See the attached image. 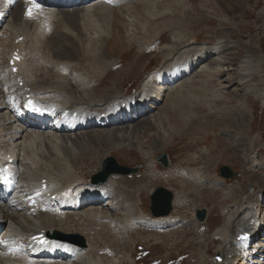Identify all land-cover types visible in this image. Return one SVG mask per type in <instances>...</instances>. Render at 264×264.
Segmentation results:
<instances>
[{
    "label": "bare ground",
    "instance_id": "bare-ground-1",
    "mask_svg": "<svg viewBox=\"0 0 264 264\" xmlns=\"http://www.w3.org/2000/svg\"><path fill=\"white\" fill-rule=\"evenodd\" d=\"M113 2L116 3L115 8L102 6L98 3H82L79 7H73L71 10L57 8L56 11H52L50 14L51 30L48 32L49 34L38 31L32 27L31 23L23 21L21 19V12L16 7L9 14L4 26V37L0 39V55L2 58L6 54V51L11 49L13 45L14 47H21L22 61L19 64L16 75L20 76L22 80L27 83L28 87H31L30 93H33L34 97L37 98L39 102H54L60 114L65 110L69 113L66 116L58 117V121L61 123L60 126L65 128V130L59 134H39L28 132L23 128H21L20 132L17 131L16 128L11 125V119L13 118L11 104H13L15 100L10 102V98L14 99L16 91L13 83L9 81V78L12 80L13 75L6 70V59L5 61L0 59V171L1 164H3L4 161V155H11L15 160L11 165V173L19 183V194L17 197L15 199L9 197L8 199L9 202L15 204L16 207L13 209L16 211H12L11 209L6 211L5 209L7 207H0V217L3 222L6 223L5 233L13 235L11 236L13 238L16 237L14 241L17 242L21 237L29 238L41 233H43L45 240H50L51 242L53 240H65L68 242V239H66L67 237H62V235L72 233L82 234L86 242L84 247H77L80 249V255L77 258V262L75 261L73 264H114L117 259L127 261L132 257L131 254L133 251L131 247L137 244L133 241L134 235H136L134 233H138V231L144 229L147 231L160 232L163 231L162 229L174 227L176 225L181 227L187 226L184 222L186 219L183 220L177 216L169 215L168 217L156 220L144 218L143 213L140 211L141 209L137 208L138 198H135L139 191H133L134 193L132 194L130 192L129 194L131 195L124 193L123 190L118 192V190L121 189L119 182H113L111 185L114 186H111L113 187L111 189L105 187L108 184L98 186L92 185L90 179L88 180L86 177L77 175L75 168L86 166L87 163H83V161L87 159L91 162L95 155L93 154L94 151H101L107 148V150H122V152H128L127 148L130 149L132 146L139 148V152L142 153L145 161H147V166H150V164H152L151 159H153V152L159 151L171 143L170 138L173 132L168 128L175 114H170L175 112L176 109H173V112L168 111V109L169 107L174 108L175 104H173V102L179 99V96L176 95L177 89L182 87V85L190 87L192 83L196 81V77L203 76L204 78L201 79L203 80L201 82L205 86L208 82L207 80L212 81L210 78L214 79L223 72L226 76L228 74V72L224 71L226 55L230 52L229 50H232V47L235 46L233 44H228L229 42L223 46L197 45L195 37H190L186 40H178L177 38V40H173L171 44H168V48L177 45L178 51L164 57L162 70L166 69V73L162 79L157 78L153 81L154 77L149 76V74L142 79L139 83L137 92L131 95L130 99L127 97L124 98L123 94H121V90L119 89L122 86L120 88L114 87L119 82L112 83V87L109 89L101 90L102 77L105 74H110L111 71L114 70L112 67L118 63V58H113L117 50L114 49L112 53H109L107 50V48L111 46L108 40L112 39V46H116L117 43L120 44L121 41L127 38L128 45H131V41L137 39L135 37L137 34L135 32L130 33L129 29L136 28V26L140 25L143 29L142 32H145L147 31V26H150L154 21V14L152 12V8H154L153 0H148L149 5L145 7L146 12L140 14L145 18L144 23L141 22V16L139 15L142 0H114ZM73 11L75 12L72 13ZM99 17L105 19V22L99 20V22L103 23L101 26L104 25L99 35L96 34L91 36L89 33L82 30V28L87 25L83 24L85 21L90 22L88 25H92ZM115 23L127 28L126 35L114 29ZM158 33L157 31L154 35L158 36ZM54 37H58L57 39L60 38L62 40L61 44L63 45L68 44L71 50L69 55L60 57L54 52ZM19 38H22L21 43L14 44ZM77 42L83 45V51L78 50V44L76 45ZM180 47H182V49H180ZM120 48L121 46L119 49ZM168 48L167 50L169 51ZM84 53H86V55H84ZM41 54H47L48 58L53 56L56 60L54 59L53 61V58H50L49 60L52 62L46 69H41L40 72V69H37L39 65L33 61L35 59H40ZM243 56L239 66L245 72L240 73L238 70V76L244 79L242 84L247 85L245 83H248L251 78L250 72L253 69L252 67H259L257 64H260L261 57L257 56L254 51L249 48L244 50ZM80 57L85 59L84 65H82L83 62L81 65L78 63ZM205 60L206 62H204ZM92 62L98 63V66L102 68V70H93L94 64ZM193 67H197V70L192 71ZM83 69L85 71H83ZM114 72L125 75L126 69H118ZM221 76H219V80L217 81L219 86H222L224 83V81L220 80ZM93 77H96V79ZM158 81L161 83H158ZM176 82H178L177 85ZM173 87L177 88L173 90ZM190 95L188 97H194ZM204 96L205 95H203V97ZM208 96L209 99L205 97L206 99L201 100L202 104H205V108H209V112H205V114H207L204 115L205 120H202L201 123L206 132L210 134L212 132L214 133V131L211 130V132H208L209 123L206 121V117L209 116V113H217V111L221 109L216 103L217 96L214 94H209ZM241 101V105L239 106L241 111L239 114V121L242 123L244 129L239 134L228 131L227 128H224L222 130L223 132H221L222 135L226 136L225 141L228 143L237 160L241 162L245 168H249L252 163L250 160L253 158V155L255 152L260 151L264 145L262 144L260 135H255L252 138L244 140L245 138L243 136L247 133V127H249L250 122L248 123L246 119V115H249L248 107ZM122 105H124V107H122ZM72 113H76V117L72 118ZM176 114L178 115V113ZM184 116L185 122H182V120L180 126L177 125L179 127H177L178 132L174 131L176 135L184 132L186 126L193 121L191 117H196L194 112L192 111V114H190L189 110ZM221 117L222 116L218 117V119L221 120ZM230 118L233 117L230 116ZM179 119L180 116L176 117V123ZM246 124L248 125L246 126ZM151 128H157V133L153 139L149 140L144 149H141L143 147L142 134ZM198 139L203 140L202 136ZM206 151V147H201V154L206 156L208 153ZM105 152H102L104 157H106ZM1 153H4V155H1ZM96 156L98 159V155ZM209 156L207 155L206 157V167L213 163L214 157L212 159V156ZM107 158L108 157L103 159L101 165H103ZM200 163L202 164L201 160ZM260 163V161H257L256 165ZM146 170L145 174L148 177L147 179L151 181L155 178V176L150 175L153 171L150 167ZM196 170L191 169L192 172H196ZM184 172L185 171L181 172V177H183ZM202 172H204V170ZM32 173V177L36 175V173L41 176L39 179L35 176L34 181L31 182L33 178L30 175ZM160 174L161 173H159V175L157 174V177L168 175L167 172L165 174ZM112 175L113 174L110 176L113 177ZM170 175L173 174H169L168 176L170 177ZM249 176L255 177L256 179L249 180ZM249 176L243 178L245 183L241 185L240 198L234 200V203L231 204L232 206L230 205L232 213L227 214L226 227L224 229L217 228L214 233L220 236V239L229 250L228 254L222 259V263L214 264H235L239 260L241 264H264V210L261 204V199L264 197V175ZM111 177H109V181H111ZM197 177L202 181L199 183L200 190H205L207 188L215 189L225 185V183L218 181L219 178L215 172L212 175L199 173L194 177V180ZM43 180L45 185H48V187L52 189L50 195L56 192L58 193L59 197L55 200L58 210L45 212L43 214H35L33 216L28 213V207L25 206V197L28 194L34 195L37 193V189ZM108 180L107 182H109ZM140 187L138 186L136 189L139 190ZM225 187H227V185H225ZM153 188L154 187L151 186L148 190V194L156 189ZM244 188H255V190L252 193H247L243 192ZM144 189L145 187H141L140 191ZM191 189L192 188H190V191ZM196 189L197 188H195V190ZM232 189L233 187L230 191H232ZM239 189L240 186H237V189L234 190L238 191ZM195 190L194 192H196ZM183 193L185 192L181 190L179 193L176 191L175 194H173L172 208L173 206L177 207L181 204L184 196ZM192 195L195 196V194ZM192 195L190 194V196ZM99 199L102 201V206H100V208L92 207L93 204H99ZM185 203V201L182 202L183 206ZM61 204L67 206L61 209ZM103 206L106 208L103 209ZM67 210L71 211V213L64 212ZM111 210H114V212ZM119 211L122 213V215H119L120 218L117 217ZM192 220L190 230L195 234L197 231L195 229L197 223L195 219ZM227 229L231 233L235 232V234L232 236L228 235ZM244 232L251 233L252 238L246 242L236 243V237ZM59 233H62V235H59ZM105 233L108 234L110 242L115 241V243L118 244V246H116L117 249H122L125 252L123 257H119V254L114 255L113 253H108L107 247L110 245L109 243L105 244L103 241ZM5 237L6 236L2 238ZM211 240H213V243L219 241L215 236L212 237ZM32 243L37 244L35 240H32ZM32 243H28V248L24 245L25 249L37 255L38 259L29 264H42V262L47 261V257L41 256V254H43L40 253L41 249L35 247ZM251 244L252 246H250ZM174 245L175 243L171 246ZM236 246H240V249H236ZM43 248H46L45 251L50 250V247H47V245H44ZM57 251H60V247H58ZM89 251L91 252L90 255ZM236 251H242L243 256L237 255ZM100 252L107 253L99 255ZM214 253L216 256L218 254L222 257V254H219L217 251H214ZM66 254H68L69 257H74L76 255L73 250H68ZM108 254L110 256H108ZM15 259L17 263H26L28 261V257L25 256L16 257ZM9 262H13V260L9 258ZM0 264H6V261L3 260L1 256Z\"/></svg>",
    "mask_w": 264,
    "mask_h": 264
},
{
    "label": "rangeland",
    "instance_id": "rangeland-1",
    "mask_svg": "<svg viewBox=\"0 0 264 264\" xmlns=\"http://www.w3.org/2000/svg\"><path fill=\"white\" fill-rule=\"evenodd\" d=\"M153 3H154L153 4L154 8H152V12L154 14L155 22L153 21L152 23H154L155 25L158 24L160 28L158 27V25L155 26L152 23L150 25L151 27L147 26L146 28L147 31L144 30L145 32H142L143 29L142 26L140 25H138L139 27L136 26V28H130L129 29L130 33L135 32L138 35L135 36L137 39L131 41V45H128L127 38L121 41L120 44L117 43L116 46L115 45L112 46L111 43L112 39L108 40L112 48L111 46H109L107 50L109 53H112L114 49L117 50V53L114 54L113 58L114 59L118 58V63L115 64L114 67H112L114 70L111 71L110 74H105L102 77L103 81L101 82L102 85L101 90L111 88L112 83L115 82H119L118 83L119 85L117 84L114 86L115 88H120L122 86L119 89L121 90V94L128 93V91L130 92L131 88H134L135 85H137V83L139 86V83L142 81V79H144L147 75H149V73L156 70L157 68L158 71L162 69L164 57H166L168 54H174L176 51H178L177 45H174V47L172 48H168V44H171L173 40H177V38L178 40H186L190 37H195V41L197 45L205 44L209 46H215V45L223 46L227 44V42H229L228 44L235 45L232 47L233 51L229 50L230 52L226 55L224 71L228 72V74L225 76L223 72L214 79L210 78L212 79V81L207 80L208 81L206 83L207 86L206 85L204 86L201 82L203 81L201 80L204 78L203 76L198 78L196 77V81L192 83L193 86L191 85L190 87H188L186 85L184 86L182 85V87L177 89L176 95L179 96V99L176 102H173V104H175L174 108L169 107V109L171 110L168 109V111H172V112L174 111L173 109H176L175 112L173 113L169 112L172 113L170 115L175 114L174 115L175 119L173 118L172 122H170L171 125L168 128L171 132H173L170 138L171 143L165 148L153 152L152 155L153 159H151L152 164H150V166H147L146 163L147 161H145L142 153L139 152V148L137 147L132 146L130 149L127 148L128 152H122V150L114 151L111 149H109L110 150L109 151L107 150V148H105L101 151H94L93 154L95 155L94 156L92 155L93 158L91 156L93 160H91V162L88 159L86 161H83V163H87V165L86 166L84 165V167L79 166L78 168H75L76 170L75 172L77 175L79 176L81 175V177H86L89 180L91 176H95L97 173L101 172L100 165L103 159L109 156L115 158V160L120 165L135 169L138 173L130 174L128 176H122V177H118V176L111 177L112 178L111 181L107 182L106 184L108 185H106L105 187L107 189H111L113 188L111 186H114L111 185L113 182H119L121 189H119L118 192L120 190H123L124 193L131 195L135 191L137 192L139 191L138 195L135 197L136 199L138 198L137 208L141 209L140 211L143 213V216L146 219L149 218L148 216H146L145 212L149 214L148 204H149L150 194H148V190L151 188V186H153L154 188L165 186L168 189L170 187L169 190H171L173 194H175L176 191L179 193L181 190L185 192L183 193L184 196H183V200L181 201V204L177 206L178 208L176 206H173L171 216H173L172 214L175 213L182 215L186 214L187 217L185 218L186 220L184 222L187 226H185L184 228L189 230L188 233L190 235L185 233L184 229H179V228L173 229L177 231L176 233H173L171 236L169 235L164 237H161L159 235L165 233V230L160 232H154V231L148 232L145 230H140L138 231V233H134L136 235H134L133 241L134 242L142 241V243L137 242L138 245H135L136 246L135 248L131 247V250L133 249L132 250L133 252L131 254L132 257L127 261L126 260L123 261V259L120 260L117 259L114 264L219 263V261L217 262L215 261L214 257L216 256V254L214 253V251H217L219 254H222L221 258L223 259L224 256L228 254L229 250L228 247L224 244V242L220 239V236L218 234H214L216 229L217 228L224 229L226 227L227 214L232 213L231 204L234 203V200H238L240 198L241 185L245 183L243 178L249 175H259V176L264 175V147H262L260 151L255 152L253 158L250 160L252 162L250 167L245 168V166L237 160L236 156H234V153L232 152L228 143L225 141L226 136L222 135L223 132L222 130L224 128H227L228 131H233L238 134L241 133L242 130L244 129L242 123L239 121L240 120L239 114L241 113L239 108V106L241 105L240 101L244 100L241 102L245 103L248 107L249 115L248 114L246 115V119L248 123L250 122V124L249 127H247V133L245 134V136H243L245 139L244 138L243 139L246 140L247 138L248 139L252 138L255 135H260L262 139V144L264 145V98H263L264 97L263 96L264 95V0H153ZM148 5H149L148 0H142L141 9H140L141 13L139 11V15L144 14L146 12L145 7H148ZM74 12L75 11H73L72 13ZM140 16H141L140 19L141 22L144 23L145 18L142 15ZM99 18H97L98 20H96L94 24L92 23V25H88L90 22L85 21L83 24H87V25L86 27H83L82 30L86 31L91 36L96 34L99 35L100 34L99 32L103 30L102 27L104 26V25L101 26V24H103L101 22H105L104 18L101 19ZM99 20L101 22H99ZM98 26L101 27L99 28ZM114 29H116L117 32H121L124 35H126V31H127L126 27H123L122 25H118V23H115ZM157 31L159 32L158 36H155L154 34L157 33ZM54 38H53V41L55 43V46L53 48L54 52L60 57L69 55L71 53V50L68 44L63 45L61 44L62 40L60 38L59 39H57L58 37H54ZM145 39H147L148 41ZM216 43H220V44H216ZM76 45L78 50L83 51L82 44L77 42ZM120 46L121 48L119 49ZM164 46H166L169 49V51ZM246 48L253 50L257 56L261 57V62L260 64H257L259 67L253 66L252 67L253 69L251 68L252 69V71L250 72L251 78L249 79L248 83L244 82L245 84H247L244 85L242 84L244 79L239 77L238 73L239 71L240 73L245 72L239 66V63L241 62L240 60H242L244 57L243 56L244 50ZM180 49H182V47H180ZM84 55H86V53H84ZM46 58H48L47 54H41L40 59H35L33 61L36 62L37 65H39V68L37 69H40V72L41 69L42 70L46 69L49 66V64L52 62L49 60L50 58L51 59L53 58L52 59L53 61L55 59L53 56L49 57L48 59ZM0 59H2L1 55H0ZM82 62H83L82 65H84L85 59L80 57L78 63L81 65ZM204 62H206V60ZM92 63L94 64L93 70H98V71L102 70V68L98 66V63H94V62ZM149 68H151L150 71H147ZM118 69L119 70L126 69L125 75L114 72L115 70ZM195 70H197V67ZM83 71L85 70L83 69ZM219 76H221L220 80L224 81L222 86L221 85L219 86L217 82L219 80ZM93 78L96 79V77ZM153 81H155V78ZM158 83L161 82L158 81ZM126 89L128 91H126ZM206 94L216 95L217 96L216 103L218 104V107L221 109L217 111V113L219 112L218 114L209 113V116L206 117V121L209 123L208 132L209 131L211 132V130L214 131V133L212 132L210 134L206 132L205 128L202 126L201 123L202 120H205L204 115H207L205 114V112L206 113L209 112V108L207 107L205 108L204 106L205 104H202L201 101L206 98L209 99V96ZM189 95L190 96L193 95L194 99L192 97H188ZM203 95L205 96L203 97ZM130 97L127 98L130 99ZM188 110L190 114H192L193 111L196 117H191L193 121L190 122L188 126H186L183 133L177 135L174 134V131L178 132L177 129L179 127L177 125L180 126L182 120H183L182 122H185L184 115H186ZM176 113H178V115ZM217 115L218 117L222 116L221 120L218 119ZM175 116L176 117L180 116V119L177 123ZM230 116L233 118H230ZM247 125L248 124H246V126ZM156 133H157V128H151L150 130H147L145 131L144 134H142L143 147L141 149H144L145 145L149 142V140L155 137ZM199 136L200 137L202 136L203 140H199L198 139L200 138ZM201 147L207 148L206 152L208 153L206 154V156L200 153ZM102 152L103 153L105 152L106 157L102 155ZM163 153L167 154L168 159L171 161V167L185 169L183 177L180 176L182 171H179L178 169H169V170L167 169L168 171L164 169L165 172L167 171L168 175L169 174H173V175H170V177L168 175L157 177V174L159 175V173L163 171V169L159 167L160 165L157 163L156 158ZM96 155H98V159ZM207 155L208 156L210 155L209 157L212 156L211 157L212 159L214 157V159L212 163L213 165L210 164V166L206 167ZM200 160L202 164L200 163ZM257 161H260L261 163L256 165ZM203 162H205L206 164ZM221 166L228 167L233 173L236 174L234 178L229 180H224L219 177L220 180L218 179V181L219 182L224 181L228 183V186L225 187V185L222 184L223 186L215 189L207 188L205 190H200L199 183L202 181H200V178L198 177L194 180V177L199 173L202 174L206 173V175H212L214 172L217 176H219L218 170ZM148 167H150L151 170L153 171L150 173V175L155 176V178H153L151 181L147 179L148 177L145 174L147 171L146 169ZM191 169L194 170L197 169L196 170L197 173L192 172ZM253 169L255 170L253 171ZM203 170L204 172H202ZM33 173L30 175L31 177ZM161 174H165V173L162 172ZM35 176L37 179H39L41 175L36 173V175L32 177L33 179L31 182L34 181ZM177 177L183 178V180H185L187 184H185L183 180H180ZM249 178H250L249 180L256 179L255 177L252 176H249ZM164 182L167 183L164 184ZM230 184H234V185L229 186ZM138 186L139 187L141 186L143 188L145 187V189L140 191L141 187L139 188V190L136 189L138 188ZM237 186H240V189L238 191L234 190L237 189ZM232 187L233 189L232 191H230ZM190 188H192L191 191ZM195 188H197L198 191L197 189L195 190ZM222 188L225 191L224 194L222 191H220L218 195H214L213 193H211V192H217L218 189H222ZM194 190L196 192H194ZM254 190L255 188H247V189L244 188L243 192L252 193ZM130 192L131 194H129ZM189 193L191 195L195 194V196L194 195L190 196ZM210 193L211 195H209ZM118 195L122 196L121 194ZM211 197L214 199V202L217 203V205L216 204L214 205V202L213 203L211 202ZM262 199H261V204L263 205V210H264V200ZM221 200L222 203H224V207H222ZM184 201L186 203L183 206L182 202ZM205 207L209 208L213 212H217L219 208L221 212V218L216 216V214L214 215V213H211L209 210V213L207 212V216H208L207 220L205 221V223L202 224L200 228L198 226L199 232L197 228V231L194 234L190 230L191 221H193L192 219H194L193 209L195 210L198 208H205ZM111 211L114 212V210ZM190 214L192 215L191 217H189ZM119 215H122L121 211H119L117 214L118 218H120ZM213 215L217 218V220H214L213 218L210 219V217H213ZM177 217L180 218V216L178 215ZM208 220L210 224L207 227L206 223L208 222ZM144 233L147 235H142ZM227 233L230 236L235 234V232L231 233L228 229H227ZM72 234H79V233H72ZM213 234L216 238L219 239L218 242L213 243V240H211L212 237H214ZM79 235L83 236L82 234ZM149 236L153 237L152 239L153 241L148 239ZM157 237H158V241L161 242V245L158 243ZM190 238L191 240H199L196 245H191V248L187 247V244L185 242L182 241L180 242V239L189 240ZM109 240L110 239L108 238V234L105 233L103 241L105 242V244L109 243L110 245L107 247L108 253H113L114 255L119 254L118 255L119 257H123L125 252L122 249L116 248L118 244H116L115 241L110 242ZM145 242H147V245L145 244ZM173 243H175V245L171 246ZM153 244L156 245V248L152 246ZM90 253L91 252L89 251V255ZM145 253H149V254L143 255ZM141 254L142 256H140ZM205 256L209 258L208 262L206 259H204ZM182 259L183 261L181 262Z\"/></svg>",
    "mask_w": 264,
    "mask_h": 264
},
{
    "label": "water",
    "instance_id": "water-1",
    "mask_svg": "<svg viewBox=\"0 0 264 264\" xmlns=\"http://www.w3.org/2000/svg\"><path fill=\"white\" fill-rule=\"evenodd\" d=\"M165 155L160 156L158 158L159 162H162L164 167L168 166V163L165 162ZM104 172L100 175L101 177H97V179H100L102 181L106 180V175L111 173V172H121L123 174L129 173L133 170L126 169V168H120L116 165V162L112 158H108L105 161L104 164ZM220 175L225 177V178H231L234 176L232 172L229 171L227 167H221L219 169ZM169 203H170V195L165 193L164 191H158L156 194L152 197L151 199V207L150 211L153 216H161V215H166L168 213V208H169ZM201 215V214H200ZM204 216V213H203Z\"/></svg>",
    "mask_w": 264,
    "mask_h": 264
},
{
    "label": "snow or ice",
    "instance_id": "snow-or-ice-1",
    "mask_svg": "<svg viewBox=\"0 0 264 264\" xmlns=\"http://www.w3.org/2000/svg\"><path fill=\"white\" fill-rule=\"evenodd\" d=\"M38 7H39V5H37V4H33V8H38ZM28 15H29V16L32 15V8H30V9L28 10ZM29 104H30V106H31V102H29ZM34 110H38V109H34ZM37 195H39V193H37ZM34 239H36V238L34 237ZM40 242H41V243H45V241H44L42 238H40Z\"/></svg>",
    "mask_w": 264,
    "mask_h": 264
}]
</instances>
